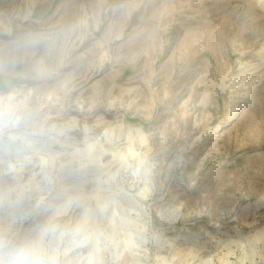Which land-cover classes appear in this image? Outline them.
<instances>
[{"label": "rangeland", "instance_id": "374dc122", "mask_svg": "<svg viewBox=\"0 0 264 264\" xmlns=\"http://www.w3.org/2000/svg\"><path fill=\"white\" fill-rule=\"evenodd\" d=\"M22 247L264 264V0H0V248Z\"/></svg>", "mask_w": 264, "mask_h": 264}, {"label": "clouds", "instance_id": "9594fccd", "mask_svg": "<svg viewBox=\"0 0 264 264\" xmlns=\"http://www.w3.org/2000/svg\"><path fill=\"white\" fill-rule=\"evenodd\" d=\"M9 264H38L35 250L29 247H22L11 253Z\"/></svg>", "mask_w": 264, "mask_h": 264}, {"label": "bare ground", "instance_id": "6f19581e", "mask_svg": "<svg viewBox=\"0 0 264 264\" xmlns=\"http://www.w3.org/2000/svg\"><path fill=\"white\" fill-rule=\"evenodd\" d=\"M58 195H59L58 192L54 193L53 196L49 199V201L52 202L53 200H56V197H58ZM27 233H28V231L25 234H27ZM10 250L9 249H2V248H0V259L6 257L7 254L13 252V251L10 252Z\"/></svg>", "mask_w": 264, "mask_h": 264}]
</instances>
